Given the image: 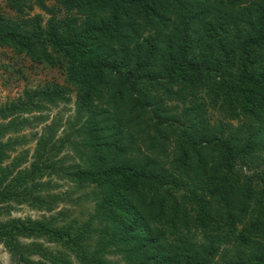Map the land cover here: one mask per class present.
<instances>
[{"label": "trees", "instance_id": "trees-1", "mask_svg": "<svg viewBox=\"0 0 264 264\" xmlns=\"http://www.w3.org/2000/svg\"><path fill=\"white\" fill-rule=\"evenodd\" d=\"M5 7L0 48L64 77L0 103L11 264H264V0ZM71 102L64 125L47 123ZM40 125L29 161L17 150ZM53 178L86 189L85 220L10 217L13 205L50 213L68 202Z\"/></svg>", "mask_w": 264, "mask_h": 264}, {"label": "rangeland", "instance_id": "rangeland-1", "mask_svg": "<svg viewBox=\"0 0 264 264\" xmlns=\"http://www.w3.org/2000/svg\"><path fill=\"white\" fill-rule=\"evenodd\" d=\"M6 0H0V9L6 14H11L10 10L5 7ZM52 1H47V5L51 6ZM41 14L44 18H48V15L44 14L41 10L35 7L30 15ZM57 83L63 84V69L59 66L57 67H48L45 64H33L29 60L25 59L23 56L16 54L15 52L8 49L0 48V103H4L7 100H13L17 98L25 88H33L45 83ZM72 101L74 95H72ZM73 114V104L72 102L68 105H59L58 108H53L48 114L49 123L56 115L58 119L64 125L67 120L71 118ZM43 125L37 126L34 130H27L23 134L29 143L24 146V148H18L17 151L27 150L28 160L30 161L33 151L35 149L36 138L33 136L36 132L40 133ZM63 129L58 132V136L62 134ZM64 156L66 159L75 160L76 156L74 152L69 150H64L59 157ZM69 161H67L68 163ZM70 163V162H69ZM53 182H56L57 187L51 193L53 195H61L62 197L68 198V202L59 203L57 207L50 213H45L42 211L34 210L26 205H13L12 212L10 213L11 218H26L31 217L33 219L41 218V216H54L58 218L60 212L67 214V218H81L85 220L87 218L86 213L81 214L88 210L91 203H86L80 201V197L83 196L86 189H79L72 183H67L65 181H58L56 178H53ZM87 212V211H86ZM66 219V220H68ZM59 222L61 220H58ZM57 221V222H58ZM24 242H30L24 240ZM47 249L54 250L56 244H44ZM59 249V247H58ZM57 250V249H56ZM74 263L76 260L71 256ZM114 262H119V259L116 257H110ZM0 264H11L10 256L5 250L3 245L0 244ZM121 264V263H120Z\"/></svg>", "mask_w": 264, "mask_h": 264}]
</instances>
